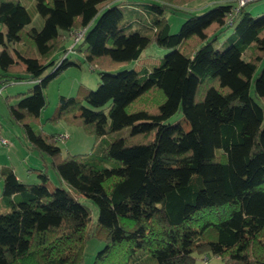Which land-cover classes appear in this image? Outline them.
<instances>
[{
	"label": "trees",
	"instance_id": "obj_1",
	"mask_svg": "<svg viewBox=\"0 0 264 264\" xmlns=\"http://www.w3.org/2000/svg\"><path fill=\"white\" fill-rule=\"evenodd\" d=\"M24 1L0 0V82L34 83L8 113L69 189L0 168V264H84L99 229L105 242L92 264H201L203 255L264 264V14L225 1L171 34L165 12L193 0H32L36 29ZM81 29L72 51L97 72V87L59 95L46 120L79 127L95 144L63 156L58 134L33 126L49 83L75 65L64 42ZM151 44L166 52L140 59ZM178 111L185 127L166 122ZM71 191L97 204L95 231Z\"/></svg>",
	"mask_w": 264,
	"mask_h": 264
},
{
	"label": "rangeland",
	"instance_id": "obj_2",
	"mask_svg": "<svg viewBox=\"0 0 264 264\" xmlns=\"http://www.w3.org/2000/svg\"><path fill=\"white\" fill-rule=\"evenodd\" d=\"M120 6H129L131 3H139L144 0H120ZM229 0H193L184 5H180L178 11L168 10L165 12V17L169 25V33L174 34L178 31L180 25L192 15H200L208 10H211L218 4H222ZM27 5V10L31 16L30 26L40 29L43 25L42 18L37 14L35 6L32 0H25ZM118 2V1H117ZM114 2L113 4H117ZM106 6V3H101L98 5L99 10H102ZM244 11L249 13L252 17H258L264 14V0H259L255 2L248 3L244 7ZM94 21L91 25H93ZM133 28H139L135 23ZM0 29H2L0 27ZM133 30V29H132ZM232 32V28H228L218 39V48H220L222 41L226 36ZM72 35H67L65 42H70L67 46L69 49L72 46ZM64 42V45H65ZM166 50L160 49L155 44L149 45L145 48L141 54L140 59L146 57H161L164 55ZM68 61L74 62L75 65L68 66L57 78L53 79L47 88L45 89V100L46 105L41 110L39 121L33 126L35 131H42L45 134L61 133L66 134V139L57 142L58 147L61 149L63 156L69 154H80L88 153L91 151L95 144V139L93 136L85 134L81 128L68 126L63 122L53 124L46 119L54 113L57 99L59 95L64 96H78L84 97L88 91L94 90L97 87L99 77L97 72L91 70L90 67L84 62L83 55L78 51L68 52L66 54ZM55 61H61L62 55L57 54L54 56ZM136 61H131L125 65H122L119 69H130L134 67ZM264 64V59L261 62V66ZM261 66H259L257 73L259 72ZM52 71L51 67H48L44 71V75L49 74ZM256 76V73L255 75ZM33 82L29 81H18L11 82L3 85L0 82V133L1 136L6 138L8 145H0V161L6 160L12 162L17 174H22V182L26 184H37L41 183L42 178L38 175L40 173L47 175V180L45 181L49 189H54L58 187H64L69 189L68 186L62 182L57 171L52 168L50 164V158L46 153H42L38 150H33L30 148V144L27 140L25 130L22 126L17 124L8 113V104H15L18 101L17 97H14L18 93H26L29 88L33 86ZM250 94L254 97L253 87H250ZM12 97L11 101H7L6 98ZM181 111L176 112L174 115L169 117L167 123L180 122L186 126L182 120ZM65 132V133H63ZM129 132V128L125 127L117 132H114L110 138H118L126 135ZM112 140V139H111ZM2 189V182L0 181V195ZM75 198L83 205H85L90 211V226L91 230L95 231L97 229L95 223L98 219L99 209L95 202L87 199L83 196L76 195L74 191H71ZM101 231L99 236L90 239L85 247L84 253V264H92L96 252L99 251L104 246V231ZM264 239V238H263ZM201 264H217L219 259L203 255L198 259ZM142 264H154L153 259H149Z\"/></svg>",
	"mask_w": 264,
	"mask_h": 264
},
{
	"label": "built area",
	"instance_id": "obj_3",
	"mask_svg": "<svg viewBox=\"0 0 264 264\" xmlns=\"http://www.w3.org/2000/svg\"><path fill=\"white\" fill-rule=\"evenodd\" d=\"M230 2H233L235 4V6L237 7V9L239 7H243L245 5H247L248 3L251 2H255V1H259V0H229ZM85 29H81L78 31H75L72 35V46L69 47V49L67 50V52H71L72 51V47L81 39V37L84 34ZM63 139H66V134H58L55 138V140L61 141ZM7 141L3 138H0V145H6Z\"/></svg>",
	"mask_w": 264,
	"mask_h": 264
},
{
	"label": "crops",
	"instance_id": "obj_4",
	"mask_svg": "<svg viewBox=\"0 0 264 264\" xmlns=\"http://www.w3.org/2000/svg\"><path fill=\"white\" fill-rule=\"evenodd\" d=\"M66 41V40H65ZM69 43L70 42H65V48H67V46L69 45ZM68 50V49H67ZM72 52V51H71ZM57 55V54H56ZM55 56V55H54ZM8 97V96H7ZM7 99V101H11V98L10 97H8V98H6ZM63 133H65V132H63ZM55 134H59V133H55ZM61 134V133H60ZM0 138H3V139H5L6 140V138H4V137H2L1 136V133H0ZM7 141V140H6ZM6 145H8V142H7V144ZM8 163H10V164H7V162H6V160H5V162L4 161H0V168L1 167H4V166H9V167H11L12 169H13V171H14V173H15V175H16V177H17V179L20 181V182H22V174H17V172H16V170H15V167L13 166V164H12V162H8Z\"/></svg>",
	"mask_w": 264,
	"mask_h": 264
}]
</instances>
